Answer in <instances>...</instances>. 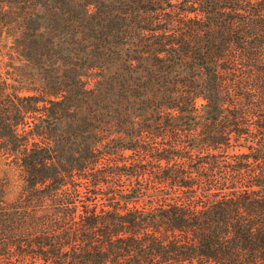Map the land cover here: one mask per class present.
<instances>
[{
  "label": "trees",
  "instance_id": "obj_1",
  "mask_svg": "<svg viewBox=\"0 0 264 264\" xmlns=\"http://www.w3.org/2000/svg\"><path fill=\"white\" fill-rule=\"evenodd\" d=\"M0 264H264V0H0Z\"/></svg>",
  "mask_w": 264,
  "mask_h": 264
},
{
  "label": "rangeland",
  "instance_id": "obj_2",
  "mask_svg": "<svg viewBox=\"0 0 264 264\" xmlns=\"http://www.w3.org/2000/svg\"><path fill=\"white\" fill-rule=\"evenodd\" d=\"M0 178L8 180L6 197L12 198L20 187L21 179L18 170L13 169L2 156H0Z\"/></svg>",
  "mask_w": 264,
  "mask_h": 264
}]
</instances>
